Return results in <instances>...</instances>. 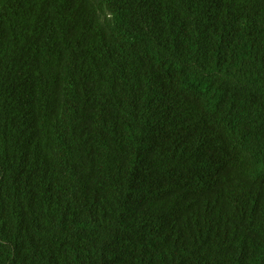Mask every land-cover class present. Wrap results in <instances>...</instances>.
<instances>
[{
    "label": "trees",
    "instance_id": "1",
    "mask_svg": "<svg viewBox=\"0 0 264 264\" xmlns=\"http://www.w3.org/2000/svg\"><path fill=\"white\" fill-rule=\"evenodd\" d=\"M0 264H264V0H0Z\"/></svg>",
    "mask_w": 264,
    "mask_h": 264
}]
</instances>
